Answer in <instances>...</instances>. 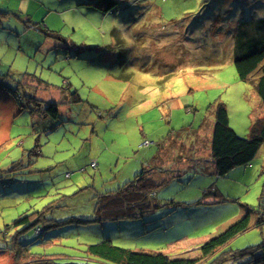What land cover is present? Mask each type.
Segmentation results:
<instances>
[{
  "label": "rangeland",
  "instance_id": "obj_1",
  "mask_svg": "<svg viewBox=\"0 0 264 264\" xmlns=\"http://www.w3.org/2000/svg\"><path fill=\"white\" fill-rule=\"evenodd\" d=\"M91 1L0 0V264H23L11 253L22 247L23 259L110 264L86 252L102 240L198 259L202 244L247 212L249 229L201 264L256 247L259 260L264 147L224 176L205 167L218 103L239 137L260 118L255 79L242 81L234 55L243 28L254 41L264 36V0H116L114 13ZM252 70L248 60L242 73ZM30 98L58 104V118ZM169 146L185 168L153 171L156 207L103 219L99 199L148 169L147 150Z\"/></svg>",
  "mask_w": 264,
  "mask_h": 264
},
{
  "label": "trees",
  "instance_id": "obj_2",
  "mask_svg": "<svg viewBox=\"0 0 264 264\" xmlns=\"http://www.w3.org/2000/svg\"><path fill=\"white\" fill-rule=\"evenodd\" d=\"M88 4L105 13H114L115 9L118 10L116 0H95ZM251 30L252 29L247 26L238 33L241 39L238 41L237 51L234 55V63L238 66L239 74L242 75L243 82L251 84L252 78L254 77L255 80L253 79L254 82H252L251 85L254 87L259 101L261 102L263 112L262 116L258 118L255 124L250 128L248 137L242 138L230 128L228 114L224 104L218 103L216 107H214V124L211 133L210 152L214 173L218 177L226 175L237 167L248 166L256 158L259 149L264 147V36L261 40L254 41L251 37ZM238 38L237 36V39ZM253 45L259 46V49L253 51L251 48ZM248 60L252 61L253 70L249 77H246L245 73H242V68ZM0 86L2 87V85ZM73 97H75V94ZM28 101L29 103L32 102L33 105L42 112V116L52 119L58 118V104L44 103L34 98H30ZM150 175L152 176L153 174L144 170L135 176L133 181L126 182L123 188L116 194L99 199V208L97 211L102 212L101 217L107 220L136 218L141 213L156 207V205H153L150 201L151 197H149L151 191L155 187L154 178ZM260 200L262 208V204L264 205V191ZM260 211H262V209ZM26 221L27 218L22 217L14 221L12 226H18ZM37 223L39 222L34 224L30 223L28 226H35ZM262 223H264V213H262V216L256 217L254 225H261ZM250 225L251 214L247 212L244 216L236 220L235 223L228 226L222 233L202 244L199 249L201 255L198 259L170 258L165 254L155 252H132L131 250L113 245L110 240H102L96 244L89 245L86 252L94 258H98L110 264H201L202 261L207 258L211 259V257L218 253L221 248H224L231 239L247 231ZM38 228L37 226L36 234L40 236L42 232ZM22 250L23 247L13 250L11 253H13L19 261H22L23 264H55L53 262V257L42 259L40 257L35 258L31 256L23 259ZM258 251H260L258 247L249 248L244 251H237L235 254L231 253L230 258L235 260L238 257H249L250 255V263L264 264V256L258 260L254 255L258 254ZM261 254L262 253L258 255ZM28 258H32V262L28 260ZM230 258L226 257L222 263L228 262Z\"/></svg>",
  "mask_w": 264,
  "mask_h": 264
},
{
  "label": "crops",
  "instance_id": "obj_3",
  "mask_svg": "<svg viewBox=\"0 0 264 264\" xmlns=\"http://www.w3.org/2000/svg\"><path fill=\"white\" fill-rule=\"evenodd\" d=\"M20 11L22 12V14H23V12H25V10H23V8H21ZM41 84H43V83L41 82ZM258 105H259V110H260L259 111V113H260L259 117H261L262 116V112H263V108H262L261 102ZM213 124H214V122H213ZM212 127H213V125H212ZM209 133H210L209 134L210 139H209V143H207L208 144L207 148H208V153H209V155H208L209 160H208L207 166H206V163H205V166H206L205 169L207 170L208 167H209L208 170H210L211 172L212 171L214 172V166H213V162H212V159H211V152H210L212 128L211 129L209 128ZM196 150H197V148H196ZM170 151H171V147L170 146L166 150L161 149L158 152V154H153L150 149L147 150L146 153L144 154V158H146L148 155H152V158H151L150 161L145 159L146 160L145 165L148 166V169H146V170L149 171V173L154 175V174H158L156 172L158 171V169L160 170V168L162 170L163 169L167 170V168H169V169H176L177 168L178 170L184 169L185 168V164H183L182 162L181 163L177 162L176 160H174V157H170V155H171ZM198 162L199 161L195 160V163L198 164ZM154 170H156V172H153ZM173 172H177V171H173Z\"/></svg>",
  "mask_w": 264,
  "mask_h": 264
}]
</instances>
